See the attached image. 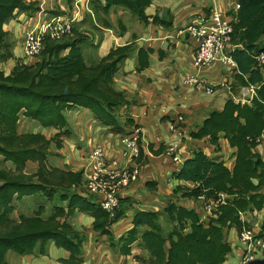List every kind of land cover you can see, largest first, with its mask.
<instances>
[{"label":"trees","instance_id":"obj_1","mask_svg":"<svg viewBox=\"0 0 264 264\" xmlns=\"http://www.w3.org/2000/svg\"><path fill=\"white\" fill-rule=\"evenodd\" d=\"M235 1L240 8L229 11L234 20L232 42L235 50L232 55L239 67L234 85H257V95L249 104L229 97L222 109L212 110L187 138L204 140V145L191 148L182 164L167 155V144L158 149L152 144L153 157L142 148L139 161L145 158L144 173L148 178L153 176V181L146 183L157 186V179L162 175L161 171L156 173L154 170L152 159L160 157L159 164L164 175L170 176L169 181L183 182L174 188L173 194L191 199L192 206L170 201L165 207L161 203L152 209H139L133 214L130 230L118 240H115L111 227L127 215L128 208L125 209L124 205L127 198H121L120 207L111 216L102 208L103 196L86 189L84 169H54L60 173L61 184H58L55 171L47 166V158L53 142L58 148L62 147L63 130L68 123L66 111L74 106L83 108L101 126L110 130H104L103 139L110 134L123 135L140 129V125L123 111L130 100L126 91L117 88L115 83L119 65L131 56L135 42L117 46L98 63L89 65L81 47L87 37L74 26L73 33L59 41L46 38L42 53L33 63L19 62L10 74L0 69V155L15 166V169L0 170V264H7L9 252L29 254L39 244L40 253L45 254L51 241L70 252L64 262L85 264L88 230L78 229L68 220L78 212L93 216V230L110 236L112 246H117L121 253L132 255L136 243L148 250V259L137 255L145 264H225L233 251L227 230L236 228L239 235L248 228L256 230L253 229L255 220L264 213V150L263 141H258L264 134V74L256 59L264 50L261 42L264 0ZM92 3L98 15L121 7L145 24L152 22L165 27L172 24L170 11L166 10L163 16L160 11L147 14L153 0H92ZM33 6L27 0H0V65L13 57L6 23L17 9ZM204 10L210 13L212 8L205 7ZM122 28L125 29L124 25ZM153 52L150 47L139 48L137 71L150 66ZM118 113L127 116L125 124H120ZM21 114L57 129L56 134L49 137L42 132L20 133ZM173 122L187 133L184 123L178 122L177 118ZM221 138L227 139V144L234 150L232 167L218 156L223 150ZM31 162H35L38 168V182L27 181L30 177L25 169ZM61 188L60 199L66 205L56 207L49 217L44 216L41 207L33 215L13 217L16 196L21 198L41 193L55 199ZM221 194L231 200L220 202L208 212L206 204L220 200ZM163 207L166 217L173 223V230L167 235L163 233L158 211ZM117 243L120 247L115 245ZM263 253L264 249L258 252L259 255Z\"/></svg>","mask_w":264,"mask_h":264},{"label":"crops","instance_id":"obj_2","mask_svg":"<svg viewBox=\"0 0 264 264\" xmlns=\"http://www.w3.org/2000/svg\"><path fill=\"white\" fill-rule=\"evenodd\" d=\"M27 1L29 3L31 1L34 6L24 9H17L13 18L6 24V31L8 32V36L12 44L15 45V43H19V46H16L15 49L21 48L23 44L22 31H24V26L22 27L20 25V22L25 17L33 15L36 11L42 8V6H40L42 0ZM51 1H54L53 6H51ZM76 1L77 0H47V8L56 9H50L52 10L53 15L60 17H74ZM102 2H105V0H102ZM182 3L183 1L181 0H153L152 6L147 9V14L154 15L160 11V15L163 16L166 10L170 11L172 24L169 27H165L163 25H156L152 22L148 24L144 23L142 25L141 31L138 34H135L134 31L130 30V28L126 24H123L125 29L122 28L120 30L121 34L116 32V30L118 29V26L115 23L118 18V15H116V13H120V15L126 14L125 10L118 7L112 8L108 14L101 12L100 14L103 17L100 18V15H98V18H100L98 20L101 21L103 25L98 23L99 21L97 20L94 13V11H96L94 7L95 4L92 3V0L89 3V6L87 5V8H84L82 12L79 13L76 21V23L79 24L78 28L83 29L88 26L86 25V23H88L89 19L92 20L96 18L94 24L95 29L109 31L111 33L110 35L104 36L92 35L94 38V46H97L99 49L97 56L100 58L107 56V54L117 46H124L133 42H135L134 45L135 48L137 46L138 51L141 47H150L154 50V52L151 53L152 55L150 57V66L148 68L143 71L136 70L138 57L137 54V57H133V59L130 61L131 63L128 64L125 68L118 69L115 76V83L117 88L126 91L130 100L129 105L126 106L123 111H125L127 116L132 117L137 125H140V129L147 134V137L151 142L157 141V143H153L156 146H154L156 149L160 148L162 144L166 145V143L175 140V132L171 129L169 124L171 122L173 123V121L179 115H182L184 117V125L186 126L187 133L190 135V131L193 130L190 128L191 125L199 126V121H203L209 115L212 109L214 110V107L217 106L218 108L215 109H222L229 97L241 95L243 93L242 90L245 88L244 86H242L240 87L241 90H238L237 92L234 91V88H237V86L234 85L235 75L224 68L221 63L214 64L210 68L201 70L199 75L206 82L205 84L210 86V89H217L215 93L204 94L202 92H208L204 91V89L202 88L199 89V83L188 84L186 82V78L193 73L196 74L193 67V44L191 40L188 39L187 35L180 34V31L187 24L191 23L197 16L199 17V14L197 13H199L201 9L203 10L205 6L212 9L218 8L221 11L228 13L232 10L237 11L239 9L238 3L235 0H206L205 4L207 3V5H205L204 7H199V10H192L190 12L189 9H191V6L181 7ZM202 12L203 11H201V13ZM111 24H114L116 30H113ZM122 30L124 32H122ZM79 32L82 33L81 31ZM86 37L88 38L89 35H87ZM89 54L91 55V53ZM11 59L7 61H10ZM126 60L127 62L129 61L128 58ZM24 61H27L28 63L31 62L29 59H26ZM14 67L15 66H9V73ZM179 76L182 77V82L184 83V85H180L181 83L178 81ZM224 82L229 83L228 88L222 87L220 85L218 87V84H223ZM200 114L201 116H199ZM82 119L83 117L81 118V120ZM81 125L82 130H85V124L81 123ZM91 128H94V126L90 125L86 129L88 130L89 135L91 134L89 132V129ZM99 128L103 127H97V130ZM105 129L107 130V132H110V130L106 127H104V129H99L98 133L95 134L97 135L96 143L108 144L106 142V138H102ZM101 133L102 135H100ZM223 141L225 144H227V139L221 138V142ZM202 142H204V140L194 141V143H197L196 147H200L202 145ZM207 144L205 145V147L207 146ZM206 149L209 151L208 147ZM220 152V157H222L223 151ZM74 156L77 158L80 157L77 155ZM152 162L155 163L154 170L156 171V173L158 171H161L162 176H160V179L158 180V186L162 188L165 179L163 177L164 173L162 171V167L159 164L160 157H155L154 159H152ZM170 182L173 189L169 190V193H173L174 188L179 183H183L179 180H172ZM137 191L138 187L137 185H134L133 190H131V193L129 195H136ZM156 200H158V197H156ZM151 201L154 200L151 199ZM76 215L77 224L80 226V228H89L88 239L86 241L84 249L85 264H145L144 261L142 262L139 258H137V255H125L121 253L120 249L117 246L111 247L113 248V252H116L115 255H113L109 251L108 253H105L104 251L101 253L100 250L102 246L100 241H102L104 235L93 230V224L95 221L94 217L88 213L81 212H78ZM86 215H89L90 218L87 219ZM258 218L255 220L256 224L253 226V229H256V236L258 237L260 246L263 249L264 245L261 242H264V213H262ZM132 225H126L125 227L131 228ZM123 232L124 231L119 233V235L122 236ZM229 235L231 239H229ZM98 236H101L102 239ZM93 237L97 241H95ZM227 238L231 243L233 250H235L236 246L238 260H241L242 253L246 250V246L240 240L239 233L236 228H230L227 230ZM115 245L119 246V244ZM136 249H140V253L138 255H143L146 259L148 258V251L146 249H144L143 247L133 248L132 251L134 252V254H137L135 253ZM69 253L70 252L68 251L67 256H65L66 258L63 259L69 258ZM132 257H134L135 259H132ZM30 260L34 262V264H42V259H40L36 255H34V257H31ZM262 260H264L263 255H259L258 260H256V264H258Z\"/></svg>","mask_w":264,"mask_h":264},{"label":"built area","instance_id":"obj_3","mask_svg":"<svg viewBox=\"0 0 264 264\" xmlns=\"http://www.w3.org/2000/svg\"><path fill=\"white\" fill-rule=\"evenodd\" d=\"M91 0H77L75 3L74 17L56 16L41 8L34 15H29L21 21L24 26V52L26 59L34 60L42 53L46 38L61 40L66 35L73 33L74 22L79 13L89 6ZM238 8L240 5L238 4ZM233 18L229 12L225 13L218 8H214L207 13L203 11L191 23L187 24L180 34L188 36L193 44V67L195 73L186 78L188 84H200L198 88L204 89V94L215 93L216 90L210 89L205 81L199 76L201 70L210 68L214 64L221 63L224 68L233 73H239V67L232 53L235 50L233 44ZM258 65L264 74V50L256 56ZM218 84L222 87H229V83ZM217 87V88H218ZM257 85L245 87L243 93L235 96L237 102L249 104L257 95ZM178 122L184 123V117L179 115ZM170 122V121H169ZM169 126L175 132V140L167 144V155L172 157L175 162L182 164L190 150L186 144L189 138L188 133L179 129L176 123ZM105 143H96L90 149L85 150L84 185L91 193L102 195V208L115 215L116 209L121 205V198L130 194L136 182L143 178L144 167L139 162L142 156V148L146 149L148 156L153 157L150 150L152 145L147 134L141 129L136 132L115 135L110 134L106 137ZM258 141H264V134ZM204 199L203 197H200ZM226 201V195L221 194V199L211 201L206 204V209L211 212L220 202ZM240 240L245 244L246 250L242 253L239 264H250L251 259L257 258V248H261L258 237L252 229H245L240 235ZM264 243V242H263ZM264 249V246H263ZM132 259H135L132 257ZM258 264H264V260Z\"/></svg>","mask_w":264,"mask_h":264},{"label":"rangeland","instance_id":"obj_4","mask_svg":"<svg viewBox=\"0 0 264 264\" xmlns=\"http://www.w3.org/2000/svg\"><path fill=\"white\" fill-rule=\"evenodd\" d=\"M181 1H183L181 7L191 6V9H189V12L192 10H199V7H204L205 5H207V3L205 4L206 0H181ZM30 3H31V1H30ZM50 3H51V6H53L54 1H51ZM40 6H42V8L46 9L51 14H53L52 10H56V9H52V8H47V0H42L40 3ZM205 7H207V6H205ZM205 7L203 8V10L201 9L200 12L197 14H200L201 11H205L204 10ZM118 8H121V7H118ZM50 9H52V10H50ZM121 9H123V8H121ZM123 10H125V9H123ZM37 12H39V10L36 11L35 13H37ZM94 13L96 15L97 20L100 19L101 17H103L99 13L100 18H98V14H97L98 12L97 11H94ZM125 13H126L125 15H120V13H116V15H118V18H117V21L115 23L117 24L118 29L116 30V27H114V24H111L113 30L115 29L117 33H120V30L122 29V25L126 24L130 28V30L134 31L135 34H138L141 31V28H142V25L144 24V22L141 21L138 17L131 14L127 10H125ZM96 18H94L92 20L89 19L88 23H86V25H88V26L83 28V29L78 28L79 24L76 23L77 20L74 22V25L76 26L75 28L77 29V31H81L82 33H84L83 35H85V36L89 35V37L82 42L83 54H84V57H85L87 64H89V65H94L100 61V57L97 56L99 49L97 46L96 47L94 46V38L92 35L104 36V35H110L111 34L109 31H102V30L95 29L94 24H95ZM98 23L103 25L101 21H99ZM5 29H6V25H5ZM22 30H23V28H22ZM122 32H124V31L122 30ZM22 37H23V44H22L21 48L15 49L16 46H19V43L17 42V43H15V45L12 44V42L8 36V41L12 44V51L14 48L15 57H14V52H13L14 58L12 57V59L10 61H6L0 65V69L5 71L6 73H9L8 69H9L10 65L16 66L17 63H19V62L21 64L23 63V64L28 65V62L24 61V60H26V55H25L24 47H23L24 46V34H22ZM56 41H59V40H56ZM261 42H262V44H264V36L261 39ZM133 48H134V51L132 52L131 56L128 58L129 61L127 62V60H125V61L121 62L119 65V68H121V69L125 68L128 64L131 63L130 61L133 59V57H135V58L137 57L138 48H137V46L135 48V45L133 46ZM89 53H91V55ZM35 60H31V63H33ZM178 81L181 83L180 85H184V83L182 82L181 76H179ZM239 86H237V88H234V90H241L240 87H242V86H240V87ZM76 107L74 106L70 109H67V111H66V116L68 119V123H67L68 127L66 126V128L63 130L64 131L63 135H62L63 140L61 139L62 147L58 148L56 146V142H53V144L50 147L49 155L47 158V166L50 169H52V171H55L54 169H56V168L61 169V167L72 168V169L74 168L77 171H79L80 169H84L85 158H86L83 156V154L85 153L84 151L95 146V145H92V144H96V142H97V135H95V134L98 133L99 129H104V126H101L98 123V121L95 120L94 116H91L83 108H81V107L76 108ZM215 108H218V107L216 106V107H214V109ZM115 113H117V112H115ZM118 114L120 115V117L117 119L120 121V124L121 125L125 124L126 123L125 115L123 113H121V114L118 113ZM199 116H201V114ZM82 117H83V119L81 120ZM81 123L85 124V130H82ZM201 123H202V120L199 121V125H201ZM90 125H93L95 129L94 128L89 129V132L91 133L89 135L88 130H86V129ZM97 127H103V128H99L97 130ZM194 127H196V126H194V125L190 126L191 129H194ZM75 128H76V131H75ZM67 130L69 132H66ZM56 131H57V129H52L48 126H45L43 123H41L37 119H34V118L29 117V116H25L24 114H21L20 124H19V132L20 133H25V132L40 133V132H42V133H45L49 137H53L56 134ZM64 133H66V134H64ZM102 133L100 135H102ZM120 134L121 133H117L115 135L117 136ZM102 138H103V136H102ZM186 141H187V146H188L189 150H191V148H193L194 146L195 147L197 146V143H194V140L187 139ZM106 142H108V141H106ZM151 143L155 144V143H157V141H154ZM202 145H204V142H202ZM261 145H262V148L264 150V141ZM104 146L106 147L107 144L105 143ZM220 146L223 149L222 150L223 151L222 157L224 158L226 164L229 167H232V165L234 163V156H233L234 150H233V148H231L228 144H225L224 141L220 143ZM74 155H77L80 157L77 158ZM218 156L219 157L221 156V152H219ZM140 163H141V165H144L145 164V158H143L142 162H140ZM10 169H15V166L13 165V163L5 161L4 157L0 155V170L4 171V170H10ZM37 169L38 168L36 167L35 162H31L26 167L25 172H26V174L28 173V175L30 177V179H28L27 181H30V180H32L34 182L39 181V178L36 176V173L38 171ZM163 177H164L165 181L163 182L162 188H160L158 186V184L156 187H151L150 184H148L146 182L153 181V176L148 178L147 173H143L144 179H141L140 181L136 182V185L138 187V191L136 192V195H133V194H132V196H130L129 194L125 195V197L127 198L126 199L127 201L124 202V205H126L125 209L128 208L127 209L128 213L125 217H122L120 221H118L117 223H115L111 227V230L114 233L115 240H118L121 237L119 235V233L124 231L123 235H125L130 230V228L125 227V226L126 225H128V226L132 225L133 214L139 209H152L156 206L159 207V205H161V203L165 207L167 205V202H170V201H176V202H179V204H182L185 206H188V205L192 206V204L189 203V202H191V199L183 198V197L181 198L180 195H175L172 192L169 193V190L173 189L172 184L170 182L172 180L169 181V179H168L170 177L169 175L168 176L164 175ZM55 178H56V183L61 184L60 173L57 171H55ZM145 179H146V181H145ZM158 180L159 179H157V183H158ZM62 193H63V188H61L60 192L55 197V199L48 198L47 196H45L41 193L30 194V195L23 196L21 198H17V196H16L14 199V202H13L14 207H15L13 217L18 218L22 214L28 215V216L33 215L40 209V207L43 209L44 216L49 217L52 213L55 212L56 207L66 205V202H62L60 199V195ZM156 197H158V200H156ZM151 199L154 201H151ZM164 207L162 210L160 209L158 211H160L159 212L160 213V223L163 227V233L167 235L173 230V223L170 222L168 220V218L166 217V214L164 213ZM200 211H202V209ZM76 217H77V215L70 217L68 220L70 222H72L76 228L81 229L80 226L77 224ZM86 217H87V219L90 218L89 215H86ZM122 227H124V228H122ZM84 229H86V228H84ZM120 229H121V231H120ZM87 230H89V228H87ZM98 237L101 238V236H98ZM93 239L95 241H97L94 237H93ZM229 239H231L230 235H229ZM100 243L102 246L101 250H100L101 253L103 251L105 253H108V251H109L113 255L116 254V252H113V248H111L113 246H112V241L110 240V236H108V235L104 236V238L102 239V241H100ZM261 243L264 245L263 241ZM133 248H142V247L136 243L133 245ZM39 249H40V244L37 245L36 249L32 253L25 254V255H21L19 253L11 251L7 255V264H34V262H32L30 260V258L34 257V255H36L37 257L42 259V264H68V263L63 261V258H66L65 256H67L68 251L65 248L58 247L54 241L49 242L45 254L40 253ZM259 250H260V248H257L258 252H259ZM135 253H137V254H134V252H133L134 256L138 255L140 253V249H136ZM69 255H70V253H69ZM147 257H149V252H148ZM58 258H59V261H58ZM258 258H259V254L257 253V258H255V260L251 259L250 264H256V260H258ZM263 258H264V253H263ZM239 260H238L236 246H235V250H233V252L228 256L225 264H239L241 261V260L240 261Z\"/></svg>","mask_w":264,"mask_h":264},{"label":"water","instance_id":"obj_5","mask_svg":"<svg viewBox=\"0 0 264 264\" xmlns=\"http://www.w3.org/2000/svg\"><path fill=\"white\" fill-rule=\"evenodd\" d=\"M226 200H227V201H230V200H231V198H230V197H226Z\"/></svg>","mask_w":264,"mask_h":264}]
</instances>
